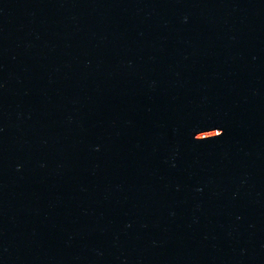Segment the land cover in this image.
<instances>
[{
    "label": "water",
    "instance_id": "water-1",
    "mask_svg": "<svg viewBox=\"0 0 264 264\" xmlns=\"http://www.w3.org/2000/svg\"><path fill=\"white\" fill-rule=\"evenodd\" d=\"M0 264H264V0H0Z\"/></svg>",
    "mask_w": 264,
    "mask_h": 264
}]
</instances>
